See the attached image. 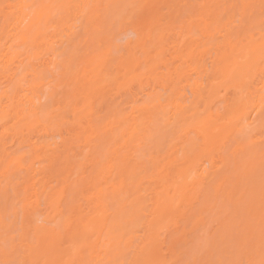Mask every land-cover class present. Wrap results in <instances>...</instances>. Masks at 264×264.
<instances>
[{
  "label": "bare ground",
  "instance_id": "obj_1",
  "mask_svg": "<svg viewBox=\"0 0 264 264\" xmlns=\"http://www.w3.org/2000/svg\"><path fill=\"white\" fill-rule=\"evenodd\" d=\"M133 3L134 0H107L106 7L97 10H88L85 6L91 4L103 6V0H49L47 4L46 0H39V2L35 0H17L13 4V6H47L35 10L36 17L41 16L40 20L44 24H48L52 13L60 10L64 15L50 25V27L58 30L57 35L71 36L72 27L69 23L73 18L85 22L86 25L83 26L86 31L85 34H88L90 30L93 31L92 37L86 40H84L85 37L80 40L75 35L69 41L68 48L70 49L66 48L61 52L62 54L68 52L66 62L63 64V75H70L75 87L72 89V100L70 101L71 98H69V100L63 101L64 107L61 108V111L64 114L63 116L60 114L62 117L59 115L60 122L61 125H67V127L70 125L77 129L74 131L73 138L81 144L77 147L79 152L73 150L74 145H71L73 149L68 148L70 145H67L66 139L63 140L64 142L60 147L55 145L54 149L50 148L51 145L46 141H44L46 143L42 142L34 148V154L31 156L32 165L35 161L43 159L48 160V164L43 169L30 165L27 170H29L28 173L32 175V178L26 179L24 177L22 181V189L25 195L22 200L21 260L40 261L41 264L45 261L50 262V264L51 262H58V264H73V262L75 264H109V262H112V264H115V262L125 264V262H128V264H131L136 260H148L155 262V264H163L165 257L161 253V249L164 240L160 238V231L169 227L170 222L174 221L171 218L172 214L178 213L180 208L187 202H193L197 195H201L200 192L202 193L203 189H206L205 186H207V189L204 192L208 191V187L216 192V196L224 192L223 195H226L229 203L233 202L237 185L230 190H225L224 186L228 178L219 176V173H224L223 170L229 167V164H226L224 158L220 162L216 161L213 153L217 149L220 150L225 140L234 131H238L241 135L248 132L250 134L257 127L255 124H263L262 122H264V77L262 76L264 75V65L261 63L262 32L259 28V21L252 22L249 25L250 32L245 35L244 39L235 36L236 33H233L235 29H233L231 23L225 25L224 34H221L223 40L217 42L213 54L209 56L210 69L207 68L205 59L214 44L210 41L201 40V43L197 44L194 52H198L200 60L198 62L200 63L188 64V61L181 62L180 59L177 62V58L172 63L173 65H169L164 51L166 43L170 40L166 36L168 33L165 34L162 31L156 38L154 37V45L152 44L150 49H148L144 40H139L137 45L141 48L143 55H147L143 58L145 59L144 62L147 63L146 65H148L147 70L144 72H141L140 69L143 62L135 52L131 51L129 44L127 47L130 51L118 58V67H115L117 73L112 81H114V84L116 83L117 89L120 90L136 82H138L139 87H142L145 82L142 80L147 77L146 81L152 80L153 82V85L148 89V91H151H147V100L141 105L135 106L133 104L129 112L120 109L113 110L110 115H105L102 123H99L98 120L93 118L94 97L101 95L102 92L104 93L106 87L110 85L107 83L110 81L107 79L109 73L105 75L101 73L102 67L104 68L106 63L113 58L112 39L108 38L109 41L103 43L107 39L105 28L108 29V26L115 24V22L122 26L125 20L124 17L130 14L127 12L128 15L125 14L124 16L121 12L126 9L124 7ZM61 5H72V7H58ZM13 8L16 14L15 20L18 21L17 31L20 30L17 42L20 41L21 45H27L29 49L35 46V55L37 56L41 54L45 47L50 48L54 44L52 41L54 36L52 35L53 37L50 36L48 39V35L42 32L41 27L37 28L34 34L25 36L26 32L32 30V21L21 29L28 16L27 9L23 7ZM130 9L129 11H133L134 8ZM43 13L44 20L42 18ZM253 13L251 14L252 17ZM104 14L105 18L103 17ZM149 16L152 17V15ZM203 20L205 19L203 18ZM231 22H233V18ZM214 25H216L215 30L219 28V17L213 25L206 23L201 29L199 24L198 28L203 36L214 38V32L209 30ZM12 28L14 29L13 25ZM191 28L188 29L189 33L192 30ZM254 29L258 30L256 34L251 32ZM150 39L152 40V37ZM104 46L106 47L103 48ZM13 47L10 45L0 51V62L3 64V69L9 68V65L16 62L17 64L20 63L21 52L13 50ZM89 48L92 49L91 52L88 51ZM152 48L155 52L154 55L150 54ZM180 50L181 46L179 45L178 51L180 52ZM191 54L193 55V52ZM77 59L80 63L77 66L75 65L77 68L73 70L74 60L77 62ZM83 63L86 65L80 68ZM45 65L44 63L42 67H45ZM161 66L167 67L166 73L159 71ZM89 67L91 68L90 72L87 71ZM16 68L15 75L21 71L22 77L18 78L11 90L9 89V91L0 94V123H7L10 119L12 121L11 126L6 128L4 134H0V143L8 132L15 134L20 139V144H23L27 137L24 134L25 131H42L43 137H45L51 130V124H43L39 116L42 113L46 118L49 116L47 112L40 111L39 101L42 97L43 86L42 82H37L36 79L39 78L41 71L38 73L37 69H29L27 66L23 67L22 65H16ZM201 77L204 78L203 82L199 81ZM23 81L26 93L14 101L16 94L12 91H20L18 88L20 86L24 87L21 85ZM158 86L166 94H163L162 91L154 94V90ZM186 87L190 88L192 94V100L188 104L185 103V94L183 93ZM220 90L226 92L234 90L235 94V97L229 99V101L225 100L227 104L224 114L213 112L210 106L219 95ZM77 91L78 93L75 94ZM69 93L71 92L67 94ZM52 95L50 94V97ZM79 96L81 100L78 99ZM66 97L65 99H67ZM5 100L10 102L9 106L2 105ZM16 104L18 107L14 106ZM11 106L16 107V111L11 110ZM11 111L14 112H12V116H10ZM68 115H71L72 118H69ZM161 122L165 124V128L169 127L166 131L170 130L174 134L173 140H181L180 144L170 145L168 152L165 154L166 156L150 154L145 164L142 161L133 163V160H135L133 154L141 147V141L155 140L156 147L164 146L168 136L166 133H159L158 125ZM261 127L263 126L261 125ZM67 133H69V129ZM191 133L195 134L196 137H190ZM258 140L262 141L263 139L258 138ZM254 141L255 144L260 143L256 139ZM242 143L240 142V144ZM61 147H63V150H61ZM236 148H239L238 145ZM122 150H124L123 153H121ZM49 151H52V153L49 154ZM236 151L238 152V150ZM104 157L105 159H103ZM210 157L213 159L212 166L207 174L202 173L199 162L203 158L208 159ZM250 157L254 160H250L249 163L243 162L242 174L245 173L244 176L248 175L246 173H259V168L256 170L254 166L255 164L258 167L264 165V146L261 150L255 148L250 153ZM22 161L18 160L17 163L15 159L13 164L18 166ZM87 164L91 166L89 173H96V178L92 177V174L85 176V173H88L84 169ZM253 170L255 171L253 172ZM7 171L2 174L3 178L6 176ZM73 173L76 174L77 179L71 185L69 178ZM82 173L84 174L82 175ZM152 173H155V175ZM156 173H159V175ZM173 173H177L176 179ZM208 173H213V176H208ZM105 175L108 178L111 177V180H106L105 186H102L97 181H99V177L100 180L105 179ZM171 176L173 178H170ZM218 177L220 178L218 179ZM146 179H150L146 181L148 184L154 185L146 189L150 190L149 198H145V195L142 194ZM247 184H244V186ZM8 192V189H5L2 198L0 197L2 199L0 200V225L2 229L6 230L0 233V239L16 249V236L7 235V233L16 226L19 220V212L13 209V212L10 211L13 220L10 222L5 220V215L10 207ZM13 192L16 193V187H13ZM80 200L84 201L83 206L81 204L80 206L77 205ZM262 200L264 199L258 202ZM234 203L236 204V202ZM43 211L45 212L43 213ZM258 213H255L256 216H260ZM261 216L258 218L260 220L259 225H257L259 226L258 230L253 231L251 227H247V231L245 230L247 233L242 237L241 244L238 242L239 247L242 246L240 251H254L252 257L249 255L250 258L246 257L247 260L255 259L259 261L261 259V249L264 246V213ZM200 220H195L193 228L198 227ZM140 226L145 229L141 238L137 234V229ZM226 226L228 227L227 224ZM224 228L222 227L223 230ZM138 239L139 242L132 251L133 256H129L124 250L132 247ZM253 239L255 241L251 243ZM222 240L225 239L222 238ZM248 253L250 252L248 251ZM13 256H6L5 247L0 246V260L14 259ZM222 261L219 260L218 262Z\"/></svg>",
  "mask_w": 264,
  "mask_h": 264
},
{
  "label": "rangeland",
  "instance_id": "obj_2",
  "mask_svg": "<svg viewBox=\"0 0 264 264\" xmlns=\"http://www.w3.org/2000/svg\"><path fill=\"white\" fill-rule=\"evenodd\" d=\"M1 1L2 2L0 3V51H3L6 47H9L11 45V46H14L12 48L13 50L15 49L21 52V56L19 58L20 63L18 62L17 64L16 62L15 64H11L8 66L9 68L6 67L3 69L2 68L3 64L0 62V65H1L0 66L1 68L0 69V94L2 92L9 91V89L11 90L13 86H15V83L17 82L18 78L22 77L21 71H19V73L15 75L14 72L17 71L16 65L18 66L22 65L23 67L27 66L29 69L35 68L37 69L38 73H40L41 71L39 78L36 79L37 82H42V86H43L42 94H41L42 97H41V100L39 101L41 105L40 111L47 112L49 116L48 118H46L43 113L42 115L39 114V116H40V121L43 124H46V125L51 124V127H50L51 130L49 134L46 135L45 137H43L42 131H38V130L25 131L24 134L27 135L26 141L23 144H20L21 142L20 139H18L15 134H11V132H8L7 134H5L4 138L2 139L0 143V197L2 198V193L5 191V189L6 190L8 189L9 191L8 194L10 196V207L8 208L7 210L8 212L5 215V220L7 222H10L13 220V215L11 213L14 211L13 209H16L19 212V216H18L19 220L16 226L14 227V229L9 230L7 235L12 234L13 236H16V239H15L16 253L14 254L13 257L15 260H21L22 250L20 246V242H21L20 235L23 233V229L21 226V221L23 217L22 200L25 195V192L22 189L23 187L22 181L24 177H26V179L32 178V175H29L28 173L29 170H27V168L30 165H32L31 156L34 154V148L37 145L41 144L42 142L43 143L49 142V144L51 145L50 148L54 149L55 145H58V147H60L66 139L67 145H70L68 146V148H71L73 147L71 145H74L73 147L74 149L73 148L71 149L75 150L76 152L79 150V148L77 149V147L81 144V143H78V141L73 138L74 131L77 129L73 128L70 125H68V127L67 125L65 126L61 125V122H60L59 115L61 114L63 116L64 114V112L61 111V108L64 107L63 105L64 102L66 100H69V98H71V95L73 94L72 89L75 87L71 76L63 75V72H64L63 64L66 62V58L68 57L67 55L68 52H65L63 54L61 52L63 51V49L68 48L69 41L72 40V38L75 35L80 40L81 38L83 40V37H85L84 40H86L87 38L89 39L92 37L93 31L90 30L88 34H85L86 31L83 28V26L86 25L85 22H82L80 19L73 18L72 20L69 19L70 20L69 24L72 27V31L70 32L71 36L67 37L64 35H57L58 30H55L54 28L50 27V25H52L57 19L61 18L64 15V13H61L60 10L55 11L51 15V17L54 18V20L52 21L49 20L48 24H44L40 20L41 16L36 17V13H35L34 18L29 19L32 13L26 10V12L28 13V16H27V19L22 24L21 29H23L29 22L32 21V27H31L32 30L26 32L25 36L34 34L36 29L39 27L42 28V32L44 34L48 35L47 36L48 39L50 38V36L51 37L54 36V39L52 40L54 44L50 48L45 47L41 51V54L37 56L35 55V52H36L35 46L32 49H29L27 45H21L20 41L17 42L18 37H19L18 34L20 30L17 31L18 21L15 20V17H16V14L14 13L15 9L12 7L13 4L17 2V0H1ZM35 1L39 2V0H35ZM147 1L146 0L144 1L134 0V3L131 4L132 6L128 5L124 7L126 9H123V11L121 12L124 16L125 14L126 15H128V13L130 14L129 16L124 17L125 20L122 26L118 22H115V24L108 26V29L107 27L105 28L106 29L105 34H107L106 36L107 39L104 42L103 41L102 42L105 44L106 41H109L108 38L112 39V44H113L112 57L113 58H111L110 61L108 60L109 62L106 63L104 68L102 67L103 70L101 73L102 75L109 73V75H107L109 78L107 77V79L110 81H108L107 83L108 85L109 84L110 85L106 87V89L104 90V93L102 92L103 94L100 93L101 95H97L96 97H94V103H93L94 104L93 105L94 117L93 118L98 120L99 123H102L104 121L103 118H105V115L107 114L110 115L113 110L120 109L121 111L129 112L131 108L133 107V104L135 106L141 105L144 101L147 100L146 93L151 91V90L148 91V89L153 85V82L152 80L146 81L147 77L142 80L143 82L145 81L142 87H139L138 82H136V83L131 84V86L129 85L128 87L121 88L120 90L117 89L116 83L114 84V81H112L113 77L117 73L115 67H118L117 66L118 58L119 56L127 54L128 51H130V49L127 47L129 44H130L131 51H133V53L135 52L137 54V57L140 58V60L143 62L140 69H141V72H144L147 70L148 65H146L147 63L144 62L145 59L143 58H145L147 55L145 54L143 55L141 48L137 45V42L139 40H144L145 41L144 43H146L148 49H150L152 47V44L154 43V37L156 38V36L160 34V32L162 31H164L165 34L168 33V35L166 34V36L169 37L170 40L168 41V43H166L164 51L166 54L165 56L168 59L169 65H173L172 63L177 58H178L176 60L177 62H179V59H180L181 62L188 61L187 62L188 64L200 63L198 62L200 61L198 57V52H194L197 47V44L201 43L200 42L201 40L205 42L210 41L211 43H214V44L212 46V49H210V53H208V55L205 56L206 57L205 59L207 62V68L210 69L211 63L208 60L209 56L213 54L214 49L217 46V42L223 40V38L221 37V34L222 33L224 34L223 29L225 25L227 24L229 25L231 23V25L233 26V29H235L233 33H236L235 36L239 37L240 39H244L245 35H247L250 32L249 25L252 22L259 21L258 22L260 23L259 28L261 30V9H260L261 0L259 1L258 0H255V1L254 0L252 1L251 0H243V1L242 0H160V1L159 0H147ZM202 1L204 2L202 3ZM106 2L107 0H103V4H104L103 7H106V4H105ZM47 3H49V0H46V4ZM236 3L238 5H243L242 3H247V4L249 3V5L252 4L254 7L252 9L250 8V11L248 9L247 10L248 13L246 10H243L242 8L241 10L240 9L233 10L231 6L237 5ZM254 3H257V4H254ZM132 8H134L133 11H129V9L132 10ZM226 8L229 12L226 10ZM224 9L226 10L225 13H224L225 11ZM218 11H220L221 13L220 12L218 13ZM233 11H235L236 15H233ZM255 11L259 13H256ZM253 12L256 14L254 15ZM252 13H253V17L251 15ZM219 14H222V15H219ZM149 15H152V17ZM103 17L105 18V14ZM153 17H156V18H153ZM218 17L220 19L219 28L215 30L214 28L216 27V25H214V26H211V28L209 29L211 32H214L213 33L214 38L210 36L208 37L203 36L202 32H200V29L198 28L199 24L201 26L200 27L201 29L204 27L206 23H208L209 25H213V23H215L218 20ZM42 18L44 20V13L42 14ZM203 18L205 20H203ZM232 18H233V22H231ZM130 20H135L137 22L135 26H131V27L129 26L128 22ZM12 25L14 26V29L12 28ZM189 26L192 27L191 28L192 30L190 33L188 32V29H190ZM257 31H258L257 29H254L251 32L256 34ZM151 37H152V40L150 39ZM34 45L36 44L34 43ZM177 45L181 46L180 52L178 51ZM105 47L106 46H104L103 48ZM69 49L70 48H68V50ZM88 51L91 52L92 49L89 48ZM150 51H151L150 54L152 55L155 54V52H153L154 51L153 48ZM191 52H193V55L191 54ZM35 56H37L38 58ZM78 60L79 59H77V62L74 60V64H73L74 68L72 67L73 70L77 68L75 67V65L77 66L80 63L78 62ZM44 63L46 65L45 67H42ZM85 65L83 63V65H80L81 66L80 68H82V66H85ZM87 71L90 72L91 68L90 67L87 68ZM159 71L166 73L167 67L161 66L159 68ZM262 76L264 77V75ZM67 79L69 80V82ZM203 80L204 78L202 77L199 78L200 82H203ZM23 83L24 81L22 82L21 85L24 86ZM71 85L72 87H70ZM18 89H20V91H12V93L15 92L16 94V98L14 99V101L17 100L19 96L22 97L24 93H26L24 90L25 86L24 87L20 86ZM161 91L163 94L164 93L166 94V92H163V90H161L159 86L156 88V90H154V94H157L158 92H161ZM66 92L67 93L71 92V93L67 94ZM77 93L78 91L75 94ZM183 93L185 94V97H184L185 103L188 104L189 101L192 100V94H191L190 88L186 87L183 90ZM50 94H53L52 97H50ZM64 95H66L67 97ZM65 97L67 99H65ZM233 97H235L234 90H229L228 92L224 90H220L219 95L215 98V100H213L212 104L210 105L212 108V111L216 113L218 112L220 114H224L226 112V104H227L226 101L227 100L229 101V99H232ZM72 98L70 99V101L72 100ZM78 99H80V96L78 97ZM5 102L4 104H2L3 103L2 101L1 104L4 106L10 105L9 101L5 100ZM14 106L18 107L17 104ZM14 106L13 107L11 106L12 107L11 110L13 109V111H16L15 110L16 107ZM13 111L10 112V116L13 115L14 113ZM68 116H70L69 118H72L71 115H68ZM11 123H12L11 119L7 123L5 122L0 123L1 124L0 134H4L6 128L11 126ZM262 123L263 124H260V123L255 124L257 127L250 134L248 132L245 135H241L240 133H238V131H234L225 140V143L220 147V150L217 149L213 153V157L216 161L220 162L224 158V160L226 159L225 160L226 164H229V167L223 170L224 173H219V176L221 177L226 176L228 178L227 183H226L227 185L225 184L224 186L225 190L227 189L230 190L231 188L237 185L235 192H234V196H233V202L229 203V200L226 199V195H223L224 192L220 193L222 195L219 194L218 196H216L215 194L216 192H214L209 187H208V191L204 192V190L207 189V186H205L206 189H203L202 193L200 192L201 195L198 194L196 199L193 200V202L192 201L191 202L189 201L190 203L187 202L180 208V211L178 213L172 214L171 218L177 223L172 221L173 223L170 222L169 227L163 228L162 231H160V234H161L160 238L164 240V244L162 245V249H161V253H163L165 257L163 264H175V262H183V261H188L192 259H196V260L199 259L198 261H200L201 264H220L221 262H218L219 260L221 261L223 260L222 262H233V261H238V260L247 261V258L249 256L252 257V254L254 251L248 250L250 253H248L247 250L240 251V248L242 246L240 245L239 247V243L243 239L242 237L244 236V234L247 233L246 232L247 227H251L253 231L255 229L258 230L259 226L257 225H259L258 222H260L258 218L262 217L261 215L262 213H264V210H263L264 200L258 202L259 200L264 199V191H263L264 190L263 189L264 187L263 185L264 165H262L261 167L259 165L258 167V165L255 164L254 168H256V170L258 168L260 169V170L258 169L259 173L256 172V174L246 173V175L247 174L248 175L244 176L245 173L242 174V171L244 169V166H243L244 161L249 163L250 160L251 161L254 160L250 157V153L253 152L255 148L256 149L260 148V150L261 148L263 149L264 122ZM261 125L263 127H261ZM68 129H69V133H67ZM168 129L169 127L165 128V124L163 122H161L158 125V130H160L159 133L160 134L166 133L168 136L167 140L165 141L164 146L160 148L155 146V140L141 141V147L138 148L136 152L133 154V158L135 159L133 160V163L135 161L136 162L142 161L145 164V162H147V158L149 157L148 155L150 154L166 156L165 154L168 152V147L170 145L174 143L180 144L181 140H177V141L173 140L175 136L170 130L166 131ZM67 136L69 137L70 140L68 139ZM190 137L195 138L196 135L191 133ZM20 138H21V135H20ZM258 138H261L263 140L262 141L258 140L260 143L255 144L254 140L256 139L257 141ZM69 141L71 143H68ZM238 142L239 144L240 142H243L242 144H240L242 146L241 147L242 149L240 148V145L238 144ZM237 145L239 148H236ZM61 148L60 149L63 150V147ZM236 150H238V152ZM123 152L124 150L121 151V153ZM48 153L51 154L52 151H49ZM21 156H23L24 159L23 157L21 158ZM259 158H262V157H259ZM15 159L17 163H18V160H21V161L23 160V161L20 164H18V166H16L17 164L16 165L13 164L15 163L13 162L15 161ZM103 159H105V157ZM211 159H212L211 157L208 159L203 158L199 162V165H200L199 167L202 173L207 174V171L209 172V169L212 166L211 164L213 161V159L212 160ZM259 162H261V160H259ZM11 163L13 166L11 165ZM47 164H48V160H44V159L37 160L35 161L34 165H32V167L43 169V167H45ZM84 169L86 170V172H88V173H85V176L86 175L89 176L92 174V177L96 178L97 176L96 173L94 174L89 173L91 170L90 165L87 164V167H85ZM5 171H7V173H5L6 176L3 178L2 174ZM254 171L255 170H253V172ZM73 174H71L69 178L70 180L69 182L71 183V185L73 184V181L75 182L76 181L75 179H77L76 174L75 173ZM83 174L84 173H82V175ZM152 174L155 175V173H152ZM156 174L159 175V173H156ZM161 174L163 175V173ZM176 174L177 173H173V176L175 175V179L177 177ZM112 175L113 173L111 174V176ZM149 176H152V175H149ZM208 176L212 177L213 173H208ZM170 178H173V177L171 176ZM219 178L220 177H218V179ZM247 179L248 180L251 179V180L248 181ZM106 180L110 181L111 177L108 178L107 175H105V179H102V180H100V177H99V181L97 182L100 183V185L105 186ZM149 180L146 179L144 181L145 183L142 189L143 190L142 194L145 195V198L150 197V193H149L150 190L149 189L146 190V189L154 186L151 183L150 185L148 184V182H146ZM251 182L253 183L251 184ZM19 183L21 184L19 185ZM244 184H247V185L244 186ZM13 187H16V193L13 192ZM1 198L0 200H2ZM234 202H236V204ZM82 203H84V201L80 200L77 205L80 206L81 204V206H83ZM84 205L86 206V204ZM44 212L45 211H43V213ZM255 213L260 214V216L259 215L256 216ZM199 217L201 218V220ZM195 220L196 221L200 220L197 228H193V225L196 222ZM226 224L228 225V227L226 226ZM222 227L223 228L225 227L226 230L225 228L223 230ZM5 231L6 230L2 229L0 225V233L5 232ZM137 231H138L137 234L141 238L145 232V229L143 226H140L137 229ZM222 238H224L225 240L223 241ZM254 241L255 239L251 240V243H253ZM137 242H139V239L135 241L132 247H130L129 249L126 248V250H124L126 253H128L129 256H133L132 251L134 247L137 245ZM0 246L6 247V242L0 239ZM172 258H175V259H172Z\"/></svg>",
  "mask_w": 264,
  "mask_h": 264
},
{
  "label": "snow or ice",
  "instance_id": "obj_3",
  "mask_svg": "<svg viewBox=\"0 0 264 264\" xmlns=\"http://www.w3.org/2000/svg\"><path fill=\"white\" fill-rule=\"evenodd\" d=\"M12 7H23L25 9H27L29 12L32 13V15L29 17V19H32L35 17V9L37 8H44L47 6L44 5H22V6H12ZM58 7H62V8H71L72 5H61ZM88 10H97L101 7H103L102 5H95V4H91V5H87L85 6ZM253 5H233L232 8L233 10L235 9H249V8H253ZM260 9H261V32H262V44H261V50H260V54H261V63L262 65H264V0H261V5H260ZM233 15L235 14V11H233ZM49 20L52 21L54 20V18L49 17ZM129 26H135V24L137 23L135 20H130L129 22ZM5 251H6V256H12L15 254L16 249L14 246L10 247L7 242H6V247H5ZM0 264H41L40 261H27V260H15V259H4V260H0ZM43 264H50V262H43ZM51 264H58V262H51ZM73 264H75V262H73ZM109 264H112V262H109ZM115 264H120V262H115ZM125 264H128V262H125ZM131 264H155V262L153 261H148V260H136L131 262ZM175 264H201L200 261L192 259V260H188V261H183V262H175ZM221 264H264V246H262L261 249V259L259 261H256L255 259H248L247 261L241 260V261H233V262H221Z\"/></svg>",
  "mask_w": 264,
  "mask_h": 264
}]
</instances>
